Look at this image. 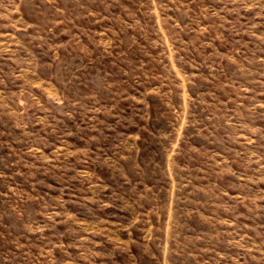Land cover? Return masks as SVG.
Masks as SVG:
<instances>
[{
  "label": "rangeland",
  "instance_id": "obj_1",
  "mask_svg": "<svg viewBox=\"0 0 264 264\" xmlns=\"http://www.w3.org/2000/svg\"><path fill=\"white\" fill-rule=\"evenodd\" d=\"M0 264H264V0H0Z\"/></svg>",
  "mask_w": 264,
  "mask_h": 264
}]
</instances>
